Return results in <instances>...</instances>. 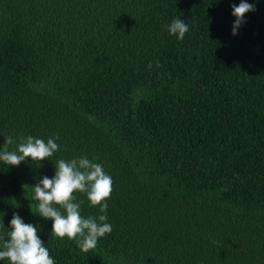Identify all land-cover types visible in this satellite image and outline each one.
Instances as JSON below:
<instances>
[{
  "label": "trees",
  "instance_id": "obj_1",
  "mask_svg": "<svg viewBox=\"0 0 264 264\" xmlns=\"http://www.w3.org/2000/svg\"><path fill=\"white\" fill-rule=\"evenodd\" d=\"M247 2L232 35L238 0H0V147L60 146L0 162L4 224L38 223L55 264H264V0ZM80 155L112 178V230L88 252L31 212V185Z\"/></svg>",
  "mask_w": 264,
  "mask_h": 264
},
{
  "label": "clouds",
  "instance_id": "obj_2",
  "mask_svg": "<svg viewBox=\"0 0 264 264\" xmlns=\"http://www.w3.org/2000/svg\"><path fill=\"white\" fill-rule=\"evenodd\" d=\"M230 15L234 18L230 34L236 35L245 22V13L254 10V4L247 0H238L230 5ZM170 36L183 40L189 25L181 18H173L163 26ZM151 67V64L148 65ZM56 138L46 140L32 135L13 136L4 139L0 147V162L8 166H17L21 162H33L39 167L44 159L53 157L59 149ZM15 145L11 150L8 145ZM30 199L35 201V211L44 220H50L48 235L53 238L75 241L81 252H88L97 245L99 238L112 230L107 217V198L112 191V178L104 171L103 165L85 155L71 159H57L51 177L42 175L31 185ZM75 193L83 194L90 207H98L99 214L81 215L83 200ZM13 206H17L14 204ZM4 236H0V262L7 264H55L54 258L37 235L39 224L26 223L13 212L7 225L0 219ZM6 237V238H5Z\"/></svg>",
  "mask_w": 264,
  "mask_h": 264
}]
</instances>
